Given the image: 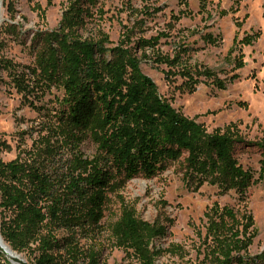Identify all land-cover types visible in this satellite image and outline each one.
<instances>
[{
	"label": "trees",
	"instance_id": "obj_1",
	"mask_svg": "<svg viewBox=\"0 0 264 264\" xmlns=\"http://www.w3.org/2000/svg\"><path fill=\"white\" fill-rule=\"evenodd\" d=\"M100 2L70 0L56 29L34 33L30 65L0 59V73L6 72L26 101L45 98L54 86L63 92L54 113L49 106L40 108L55 115V126L46 127L48 133L17 157L0 158V232L30 264H102L98 239L116 178L156 176L186 154L189 180L203 182L206 176L220 186L245 189L254 174L236 158L239 145L259 149L264 177V138L247 140L232 127L207 132L173 107L141 64L147 59L166 64L171 75L186 78L191 91L196 75L213 77V72L187 67L182 56L190 54L189 47L173 57L155 52L157 37L134 40L132 27L114 46L101 28L86 35ZM87 138L97 147L93 157L81 150ZM208 216L213 244L202 264H264V251L249 254L257 234L251 214L240 219L233 209L216 206ZM111 232L140 264H156L163 253L155 241L166 234L165 226L139 218L134 210L124 211ZM0 264L13 263L0 252Z\"/></svg>",
	"mask_w": 264,
	"mask_h": 264
},
{
	"label": "rangeland",
	"instance_id": "obj_2",
	"mask_svg": "<svg viewBox=\"0 0 264 264\" xmlns=\"http://www.w3.org/2000/svg\"><path fill=\"white\" fill-rule=\"evenodd\" d=\"M69 1L2 0L0 59H11L20 66L33 63L34 33L56 29ZM95 13L84 31L86 35L101 28L114 46L124 29L132 27L134 40L157 37L155 52L173 57L189 47L190 54L182 56L189 60L187 67L213 72V77L196 75L198 83L191 91L186 78L175 72L171 75L173 70L166 64L144 60L142 70L174 108L204 124L209 133L226 132L232 127L247 140L264 138V0H101ZM247 35L255 39L239 43ZM241 62L245 64L238 67ZM62 94V89L54 86L45 98L31 96L26 101L6 72L0 73L1 159L17 157L48 133L45 128L54 125L56 117L40 108L49 106L54 113ZM81 150L93 157L97 147L87 138ZM185 155L156 176L139 175L122 181L116 178L118 185L109 192L98 239L102 264H140L112 237L111 226L127 210L165 226L166 234L155 241L164 249L156 264H202L213 244L208 214L216 206L233 209L240 219L251 214L257 234L249 254L256 256L264 251V177L260 178L259 149L250 145L236 149L239 163L254 174L245 189L220 186L206 176L203 182L189 180L185 176Z\"/></svg>",
	"mask_w": 264,
	"mask_h": 264
},
{
	"label": "bare ground",
	"instance_id": "obj_3",
	"mask_svg": "<svg viewBox=\"0 0 264 264\" xmlns=\"http://www.w3.org/2000/svg\"><path fill=\"white\" fill-rule=\"evenodd\" d=\"M0 2H1V0H0ZM1 22H2V10H1V7H0V27H1ZM0 245L4 248V250L7 252V254L25 260V257L22 254L16 253L12 249V247L7 242H5L4 238L1 235V232H0ZM17 264H21V263H17Z\"/></svg>",
	"mask_w": 264,
	"mask_h": 264
},
{
	"label": "water",
	"instance_id": "obj_4",
	"mask_svg": "<svg viewBox=\"0 0 264 264\" xmlns=\"http://www.w3.org/2000/svg\"><path fill=\"white\" fill-rule=\"evenodd\" d=\"M0 7H2V0L0 2ZM0 252H2L9 259V261H11L13 264H17V263L30 264L27 259L23 260V259H20L18 257L7 254V252L4 250V248L1 245H0ZM16 253H18V252H16Z\"/></svg>",
	"mask_w": 264,
	"mask_h": 264
}]
</instances>
